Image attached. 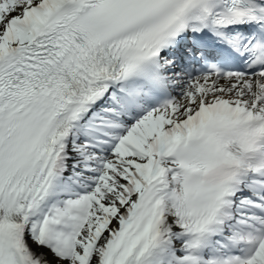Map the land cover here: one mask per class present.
I'll return each mask as SVG.
<instances>
[{"label": "snow or ice", "instance_id": "6c2138e0", "mask_svg": "<svg viewBox=\"0 0 264 264\" xmlns=\"http://www.w3.org/2000/svg\"><path fill=\"white\" fill-rule=\"evenodd\" d=\"M0 264H264V0H0Z\"/></svg>", "mask_w": 264, "mask_h": 264}]
</instances>
